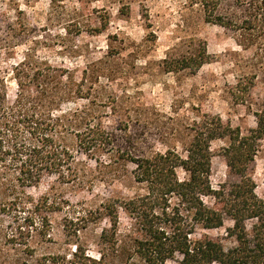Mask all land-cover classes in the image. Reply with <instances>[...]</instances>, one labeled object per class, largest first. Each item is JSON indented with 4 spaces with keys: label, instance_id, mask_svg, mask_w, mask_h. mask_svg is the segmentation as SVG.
Wrapping results in <instances>:
<instances>
[{
    "label": "rangeland",
    "instance_id": "rangeland-1",
    "mask_svg": "<svg viewBox=\"0 0 264 264\" xmlns=\"http://www.w3.org/2000/svg\"><path fill=\"white\" fill-rule=\"evenodd\" d=\"M0 15L12 26L16 42L7 64H47L80 83V94L86 97L63 105V110L93 118L111 139L93 154L76 156L80 180L57 187L71 204H60V211L50 216V238L26 230L12 239L14 212L10 204H0L6 209L0 213V264H44L46 258L49 264H74L77 244L97 257L101 233L109 227L105 207L144 192L132 178L134 165L118 161L116 150L133 158L168 150L185 157L204 122L219 119L242 134L256 126L255 114L264 99L262 52L239 47L232 32L206 23L186 0H0ZM202 52L207 62L198 70L179 67L180 61ZM8 88L12 101V79ZM225 146L221 139L210 143L214 189L238 181L225 165ZM176 174L181 181L187 178L182 169ZM249 174L256 196L264 199V140ZM54 182L51 178L30 192L38 198ZM108 200L119 203L106 204ZM89 212L90 222L70 220ZM117 215L118 246L127 251L141 231L124 209L119 207ZM228 226L226 220L219 229L196 228L191 238L206 235L228 246Z\"/></svg>",
    "mask_w": 264,
    "mask_h": 264
},
{
    "label": "trees",
    "instance_id": "trees-1",
    "mask_svg": "<svg viewBox=\"0 0 264 264\" xmlns=\"http://www.w3.org/2000/svg\"><path fill=\"white\" fill-rule=\"evenodd\" d=\"M186 1L206 23L232 32L239 47L258 50L264 57V0ZM3 19L0 15V204H10L14 212L12 239L26 230L50 238V216L60 211V204H71L57 187L80 180L76 156L93 154L98 147H107L111 139L93 118L81 116L78 110H63V105L86 97L80 94V83L64 78L59 69L47 64L25 60L7 64L16 42L12 26ZM206 62L202 52L180 61L179 67L198 70ZM10 79L16 85L12 101ZM255 119V128L246 134L219 119L204 122L195 131L185 157L168 150L133 158L116 150L118 161L134 165L132 178L144 192L121 201L122 205L105 207L109 227L100 236L102 251L92 257L77 244L74 264H264V199L256 196L249 174L264 140V99ZM218 139L226 141L225 165L238 181L214 189L210 143ZM177 169L187 178L179 180ZM51 178L56 185L35 198L30 191ZM203 198L213 203L208 205ZM118 203L108 200L106 204ZM119 207L137 221L141 231V238L133 240L127 251L118 246L116 237ZM5 211L2 205L0 213ZM90 216L89 212L70 220L90 222ZM226 220L231 222L226 228L228 246L206 235L191 238L196 228L219 229ZM25 249L31 251L28 244ZM45 260L44 264L50 263L49 258Z\"/></svg>",
    "mask_w": 264,
    "mask_h": 264
}]
</instances>
